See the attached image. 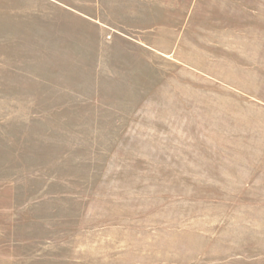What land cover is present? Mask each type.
Segmentation results:
<instances>
[{
	"label": "rangeland",
	"instance_id": "374dc122",
	"mask_svg": "<svg viewBox=\"0 0 264 264\" xmlns=\"http://www.w3.org/2000/svg\"><path fill=\"white\" fill-rule=\"evenodd\" d=\"M0 264H264V0H0Z\"/></svg>",
	"mask_w": 264,
	"mask_h": 264
}]
</instances>
